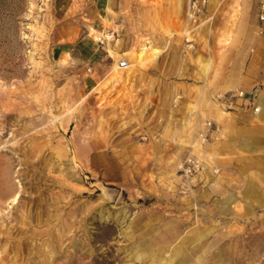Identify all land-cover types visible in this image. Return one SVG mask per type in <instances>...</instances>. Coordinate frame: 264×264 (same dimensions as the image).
Instances as JSON below:
<instances>
[{"label": "rangeland", "instance_id": "1", "mask_svg": "<svg viewBox=\"0 0 264 264\" xmlns=\"http://www.w3.org/2000/svg\"><path fill=\"white\" fill-rule=\"evenodd\" d=\"M189 1L0 0V264H264L259 219L222 201V128L200 139L230 0L197 23Z\"/></svg>", "mask_w": 264, "mask_h": 264}, {"label": "crops", "instance_id": "2", "mask_svg": "<svg viewBox=\"0 0 264 264\" xmlns=\"http://www.w3.org/2000/svg\"><path fill=\"white\" fill-rule=\"evenodd\" d=\"M263 1L230 0L228 15L220 22L218 29L219 33L222 32L221 39L225 40L227 46L222 54L215 49L209 57L208 71L213 79L206 82L207 88L213 92L245 93L242 98L235 97L227 110L215 113L214 120L222 128V134L221 141L210 146V152L219 158L218 161L223 167V177L226 178L223 180V188L229 190L227 187L237 183L234 186L235 194L222 195L223 203L230 206L239 203L237 214L240 216V213L245 212L244 216L259 219L262 233L264 20H260V7ZM236 5L238 10L234 9ZM232 9L236 10V15ZM256 109L259 112H255Z\"/></svg>", "mask_w": 264, "mask_h": 264}, {"label": "built area", "instance_id": "3", "mask_svg": "<svg viewBox=\"0 0 264 264\" xmlns=\"http://www.w3.org/2000/svg\"><path fill=\"white\" fill-rule=\"evenodd\" d=\"M209 0H190L188 4V17L189 19L197 23L201 20V16L206 10L208 6ZM261 14H260V20H264V1L261 3ZM128 66V62H121L119 65V68L123 69ZM245 96V93L243 91H237L236 94L233 93H226V94H219L217 96V99L221 102L220 105L222 107H228L231 105L233 99L235 97L242 98ZM259 109H256L255 112H258ZM204 131L202 134H200V139L202 143H206L208 140V135H212L214 133L219 132L220 126L217 124L213 123L212 121H207L204 123ZM205 169V166L203 163L196 157V156H189L187 159L184 161L183 164L180 166V170L184 175L186 176H192L194 174H197ZM213 174H218L220 172L219 168H214L212 170Z\"/></svg>", "mask_w": 264, "mask_h": 264}, {"label": "bare ground", "instance_id": "4", "mask_svg": "<svg viewBox=\"0 0 264 264\" xmlns=\"http://www.w3.org/2000/svg\"><path fill=\"white\" fill-rule=\"evenodd\" d=\"M140 41V40H139ZM138 41V43H140V45L138 46V49L140 50V53L138 54V56L139 57H142V56H144V53H146L147 51H149L150 49H151V47H150V42H143L142 40H141V42H139ZM136 48V47H135ZM135 49H132L130 52H129V54L130 55H132V56H134V54H135V51H134ZM157 52H159V51H157ZM152 54H156V52H154V53H152ZM153 62V61H152ZM151 62V63H152ZM120 63L121 62H119V65H120ZM259 112V111H258ZM18 194L15 196V198H14V202H16L17 201V199H18ZM106 199V198H105Z\"/></svg>", "mask_w": 264, "mask_h": 264}, {"label": "water", "instance_id": "5", "mask_svg": "<svg viewBox=\"0 0 264 264\" xmlns=\"http://www.w3.org/2000/svg\"><path fill=\"white\" fill-rule=\"evenodd\" d=\"M118 194L119 192L116 189L105 188L103 191L104 197L109 201H113L118 196Z\"/></svg>", "mask_w": 264, "mask_h": 264}]
</instances>
